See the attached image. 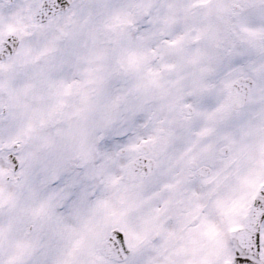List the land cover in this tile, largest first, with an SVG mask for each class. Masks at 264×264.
I'll list each match as a JSON object with an SVG mask.
<instances>
[{"label": "snow or ice", "instance_id": "obj_1", "mask_svg": "<svg viewBox=\"0 0 264 264\" xmlns=\"http://www.w3.org/2000/svg\"><path fill=\"white\" fill-rule=\"evenodd\" d=\"M0 264H264V0H0Z\"/></svg>", "mask_w": 264, "mask_h": 264}]
</instances>
